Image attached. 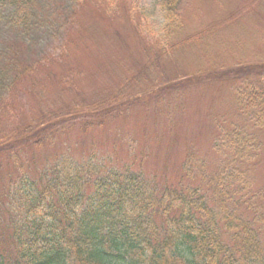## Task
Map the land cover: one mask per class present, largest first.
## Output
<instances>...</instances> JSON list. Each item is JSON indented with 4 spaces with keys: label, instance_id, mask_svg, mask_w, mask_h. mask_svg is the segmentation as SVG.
I'll list each match as a JSON object with an SVG mask.
<instances>
[{
    "label": "rangeland",
    "instance_id": "obj_1",
    "mask_svg": "<svg viewBox=\"0 0 264 264\" xmlns=\"http://www.w3.org/2000/svg\"><path fill=\"white\" fill-rule=\"evenodd\" d=\"M74 2L70 10L63 7L62 0H28V10H36L39 21L47 6L54 16L62 18L63 24L58 36L47 32L41 44L35 45L36 49L27 52L25 41L21 42L10 32L0 34V48L4 43H13L16 47L21 44L20 67H26V60L38 62L36 70L26 72L1 99L0 130L6 134L23 125L33 130L29 125L42 106L63 110L56 115L49 112V119H43L40 113L37 120L49 121L41 131L60 124L63 119L71 125L74 123L75 128L70 127L54 143L21 151L35 174L51 165L57 155L61 157L68 152L80 160L92 149L100 155H110L117 166L128 165L129 170L144 171L149 181H143L158 190L176 187L180 182L195 186L200 179H181L188 146L192 147L194 158L204 159L211 170L216 167L218 156L213 144L237 128L256 131L237 105L236 92L231 90L232 77L205 76L224 68L232 69L239 62H264V0H182L183 30L177 36L184 38L201 32L206 38L167 57H158L153 45L167 24L164 1ZM46 25L50 26L49 21ZM142 43H146L142 48L147 54L141 56ZM152 62L155 67L160 66L158 72L163 77L158 78L157 72L150 69L141 86L133 88V98L138 99L128 105L126 113L106 125L103 112L100 108L91 109L92 106L109 98L113 99L112 107L123 106L132 91L129 89L121 98H115L119 96L116 91L131 75L135 76L134 84L138 86L137 73ZM193 74L199 78L184 82ZM156 92L165 100L161 106L157 104L159 99L153 97ZM161 107L164 111L169 107L174 119L172 128H168L165 115L159 119ZM87 109L90 110L86 112ZM93 115L103 126L88 134L81 133L79 122ZM171 131L174 135H170ZM257 132L264 146V130ZM13 147L14 143L5 146L6 149ZM9 165L8 160L0 163V185L7 183ZM254 172L258 185L255 187H262L264 148ZM261 238L264 241V236Z\"/></svg>",
    "mask_w": 264,
    "mask_h": 264
},
{
    "label": "trees",
    "instance_id": "obj_2",
    "mask_svg": "<svg viewBox=\"0 0 264 264\" xmlns=\"http://www.w3.org/2000/svg\"><path fill=\"white\" fill-rule=\"evenodd\" d=\"M74 1L62 0L63 7L72 10ZM163 1L167 24L153 43L160 56L206 38L201 32L178 37L183 24L178 10L182 0ZM27 3L0 0V34L10 32L25 41L29 52L41 44L47 32L58 36L63 24L47 6L39 21L37 11H29ZM74 6L81 8L75 2ZM143 44L141 56L147 54ZM20 51L21 44L4 43L0 48V97L26 72L36 70L34 59L26 60V67L19 66ZM259 69L245 68L248 74L242 76L245 81L236 89L237 105L256 131L237 128L219 145L221 157L216 168L205 172L199 166L202 182L210 191L181 182L158 190L140 175H122L115 170L93 183H84L82 172L88 165L63 160L49 179L54 181L49 187L56 189L51 205L57 216L51 222L44 224L26 215L32 208L33 194L25 191L14 205L18 214L12 212L9 223H1L0 215V228L12 229L17 250L16 256H11L0 246V264H264V185L255 187L253 174L264 148L257 132L264 130V67L262 72ZM132 77L120 88L141 86L148 73H139L138 86ZM61 110L54 107L53 114ZM191 164L189 158L183 165L187 176L194 173ZM30 186L37 189L35 184ZM19 189L0 192V207L5 195L17 199Z\"/></svg>",
    "mask_w": 264,
    "mask_h": 264
}]
</instances>
